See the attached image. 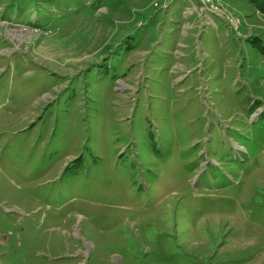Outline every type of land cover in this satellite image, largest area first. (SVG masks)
Returning a JSON list of instances; mask_svg holds the SVG:
<instances>
[{
    "label": "rangeland",
    "instance_id": "1",
    "mask_svg": "<svg viewBox=\"0 0 264 264\" xmlns=\"http://www.w3.org/2000/svg\"><path fill=\"white\" fill-rule=\"evenodd\" d=\"M0 0V264H264V0Z\"/></svg>",
    "mask_w": 264,
    "mask_h": 264
},
{
    "label": "built area",
    "instance_id": "2",
    "mask_svg": "<svg viewBox=\"0 0 264 264\" xmlns=\"http://www.w3.org/2000/svg\"><path fill=\"white\" fill-rule=\"evenodd\" d=\"M199 2L200 3H202V6L204 7V6H208V5H210L209 3H210V0H199Z\"/></svg>",
    "mask_w": 264,
    "mask_h": 264
}]
</instances>
